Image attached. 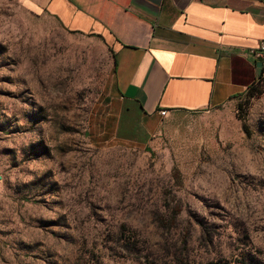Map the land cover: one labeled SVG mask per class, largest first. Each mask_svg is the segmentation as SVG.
<instances>
[{
	"label": "rangeland",
	"instance_id": "rangeland-1",
	"mask_svg": "<svg viewBox=\"0 0 264 264\" xmlns=\"http://www.w3.org/2000/svg\"><path fill=\"white\" fill-rule=\"evenodd\" d=\"M114 60L0 0V264H264V74L115 136Z\"/></svg>",
	"mask_w": 264,
	"mask_h": 264
},
{
	"label": "crops",
	"instance_id": "crops-1",
	"mask_svg": "<svg viewBox=\"0 0 264 264\" xmlns=\"http://www.w3.org/2000/svg\"><path fill=\"white\" fill-rule=\"evenodd\" d=\"M18 1L112 50L122 142L157 134L160 110L227 107L264 74L251 54L264 41V0Z\"/></svg>",
	"mask_w": 264,
	"mask_h": 264
},
{
	"label": "built area",
	"instance_id": "built-area-1",
	"mask_svg": "<svg viewBox=\"0 0 264 264\" xmlns=\"http://www.w3.org/2000/svg\"><path fill=\"white\" fill-rule=\"evenodd\" d=\"M251 54L254 56L255 59L259 60L264 66V41L260 42L257 48L251 50ZM159 115L165 118L169 115V113L166 110H160Z\"/></svg>",
	"mask_w": 264,
	"mask_h": 264
},
{
	"label": "trees",
	"instance_id": "trees-1",
	"mask_svg": "<svg viewBox=\"0 0 264 264\" xmlns=\"http://www.w3.org/2000/svg\"><path fill=\"white\" fill-rule=\"evenodd\" d=\"M99 37H100V36H99ZM104 43H105V41H104ZM105 44H106V43H105ZM109 51L112 53V50H111L110 48H109ZM115 65H116V64H115ZM260 78H261V77H260ZM253 85H254V84H253ZM253 85H252V86H253ZM252 86H251V87H252ZM251 87H250V88H251ZM250 88H249V89H250ZM249 89H248V90H249ZM240 264H248V263L242 262V263H240Z\"/></svg>",
	"mask_w": 264,
	"mask_h": 264
}]
</instances>
